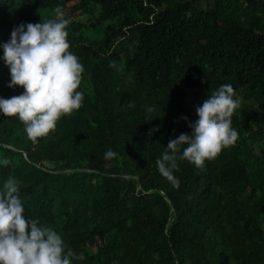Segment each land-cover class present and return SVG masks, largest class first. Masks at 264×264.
I'll return each mask as SVG.
<instances>
[{
  "label": "trees",
  "instance_id": "obj_1",
  "mask_svg": "<svg viewBox=\"0 0 264 264\" xmlns=\"http://www.w3.org/2000/svg\"><path fill=\"white\" fill-rule=\"evenodd\" d=\"M57 5L82 107L36 142L0 112V190L18 180L25 218L83 254L72 264H264V0H0V98L24 92L8 87L14 26ZM226 84L237 142L203 169L178 158L173 187L156 160Z\"/></svg>",
  "mask_w": 264,
  "mask_h": 264
},
{
  "label": "clouds",
  "instance_id": "obj_2",
  "mask_svg": "<svg viewBox=\"0 0 264 264\" xmlns=\"http://www.w3.org/2000/svg\"><path fill=\"white\" fill-rule=\"evenodd\" d=\"M54 12L55 19L14 26L10 41L3 46L11 76L8 87L19 86L24 92L0 98V112L6 117H18L33 142L55 131L61 117L78 111L84 100V94L78 91L84 67L69 50L66 29L71 21L59 5ZM234 97L230 84L221 85L196 107L198 120L188 125L192 134L182 133L169 140L156 165L173 187L178 188L180 183L173 175L178 158L203 169L206 160L215 159L237 142L239 134L232 127V117L240 100ZM117 155L109 149L104 159ZM18 185L15 177H9L0 190V264H72L73 259L83 260L82 253L65 250L64 240L52 227L25 218Z\"/></svg>",
  "mask_w": 264,
  "mask_h": 264
},
{
  "label": "rangeland",
  "instance_id": "obj_3",
  "mask_svg": "<svg viewBox=\"0 0 264 264\" xmlns=\"http://www.w3.org/2000/svg\"><path fill=\"white\" fill-rule=\"evenodd\" d=\"M71 5H72V3H70L68 6L71 7ZM68 6H67V7H68ZM65 12H67V11H65ZM74 14H78V11H77V10H72V9H71V11H70V15H74Z\"/></svg>",
  "mask_w": 264,
  "mask_h": 264
}]
</instances>
